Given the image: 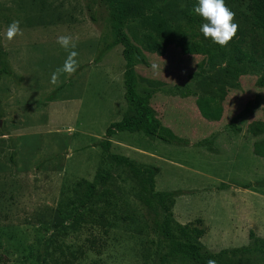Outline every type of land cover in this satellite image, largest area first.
<instances>
[{
	"label": "rangeland",
	"instance_id": "obj_1",
	"mask_svg": "<svg viewBox=\"0 0 264 264\" xmlns=\"http://www.w3.org/2000/svg\"><path fill=\"white\" fill-rule=\"evenodd\" d=\"M153 2L158 4L166 18L174 20L180 16L182 0H153ZM225 3L235 14H248V0H225ZM91 15L94 16V20ZM13 20L20 22L23 35L8 41L5 33L7 26ZM116 27L117 23L110 16L109 9L103 0H0V46L5 51L9 66L17 67L18 52L19 55L34 59L39 72L41 68L45 71L44 76L38 75V72L33 76V79L41 80L40 84L43 83L42 86L37 83L34 89L40 90V87L50 82L52 73L63 65L68 55V52L57 43L58 36L73 37L76 42L74 50L78 52L76 59L79 67L73 75L63 74L60 79L66 76L68 83L72 82L77 75H82L74 88L79 95L83 91L87 95L89 108L85 107L83 112H90V116L87 118L84 113L83 122L92 121L96 124L94 127H98L97 123L102 124L105 120L116 117L119 108H123L124 93H122L120 80L125 65L121 59L122 49L115 48L109 51L98 64L93 63L97 53L112 41ZM140 28L139 20H128L125 25V32L132 43L139 48L140 57L145 60V64L139 63L136 67V76L139 78L137 91L142 95L147 93L153 95L150 104L155 109L158 119L178 137L187 140L189 145L187 147L172 145L177 149L170 150L163 147L164 143H153L155 140L147 139L146 141L141 137L139 140L138 138L131 140H134L141 149L152 153H159L160 149L159 154L174 160L178 167L183 168H172L164 164L160 178L165 183L179 186L178 190L193 192L182 195L184 198L174 203L175 221L182 225H186L188 221L192 226L202 229L204 235L200 240L202 244L205 243L207 247H211V250H216L222 245L243 242L245 235L248 237L249 232L253 231L254 215L264 211V197H262L264 183L254 188L255 193L247 192L248 189L244 190L231 183L262 182L264 159L258 158L256 180L251 181V175L243 176L242 179H248L245 181L233 180L226 175L224 182L221 183V173L213 170L212 165L200 161L199 158L204 160L210 156L215 158L219 155L221 157L227 155L225 157L231 159L233 154L229 150H233L234 157H238L240 153L248 150L253 152V142L264 139V134L254 137L248 133V125L252 121L264 119V88L257 86L258 75L249 73L236 79L227 77L225 79L227 94L223 101L222 118L219 122H209L201 117L195 105V97H187L185 93L190 91L200 93L208 77L213 78L216 83H221V75L212 70L206 57L182 55L175 45L168 46L165 55L161 57L146 52L136 38ZM153 63L159 65V72L152 70ZM200 65L206 74L193 78V74L199 71ZM8 87L9 85L4 82L2 92L6 93ZM57 91L54 90L55 96ZM6 95L4 99L9 98V90ZM60 115V120L65 118V122H80L82 108L76 109V105L65 106L63 114ZM38 116L44 123L46 114L39 113ZM9 117V113L6 115L1 112L0 134L11 132ZM4 128H7V131ZM10 142V139H4V141L0 139V264H110L111 258H116L111 250H116L119 256L127 255L128 245L133 242L128 243L125 240L114 242L105 239L97 241L89 237L90 233L99 232L92 225H88L89 214L84 215L82 224L74 225L73 228L65 231L63 228L69 221L66 224L54 226L37 222V219L44 220L47 217L53 221L62 209H58L59 193L56 192L60 182L52 176L56 170L48 171L49 174L44 176L48 180L44 181V186L48 189L44 196L50 199L49 207H34L32 204L34 195L28 193L29 190H33L34 181L31 179L29 185L19 183L17 164L12 166L9 162ZM89 147L98 146L91 144ZM40 164L41 167L37 169ZM43 165H45L44 161L38 163L35 171L38 172ZM186 165L194 167L203 165L211 176L208 177L209 179L193 178L184 172L188 170ZM25 173H28L27 167H25ZM127 178L124 181H121L122 178L119 180L118 185L121 186V191L113 200L114 211L109 217L127 219V222L119 228L126 229L124 230L126 233L139 232L145 237V255L142 261L145 264H154L157 254L164 252L166 247V242L159 233L163 213L154 200L147 196L149 188L145 175L137 179L131 176ZM221 184H227V188L236 189L234 195L226 198L227 203L236 205L234 204L232 211L234 213L231 212L232 214L225 217L223 223L219 225L218 216L210 207L216 202L215 194L226 189H220ZM163 185L164 183H158L157 187ZM201 185H205L204 188H193ZM191 195H194V198H191ZM105 215L106 211L103 212V217ZM229 229L237 232V235L233 232L229 233ZM58 230L61 233L70 232V236L52 237L53 234L58 233ZM260 232L264 234V229H260ZM71 233L76 235L71 236ZM231 233L232 240H230ZM49 236L52 240H48ZM114 243L116 246L112 248ZM230 259L232 264H264V256L259 255L251 258L232 257ZM238 259H240L239 262H237ZM169 264L189 263L173 259Z\"/></svg>",
	"mask_w": 264,
	"mask_h": 264
},
{
	"label": "crops",
	"instance_id": "obj_2",
	"mask_svg": "<svg viewBox=\"0 0 264 264\" xmlns=\"http://www.w3.org/2000/svg\"><path fill=\"white\" fill-rule=\"evenodd\" d=\"M115 48L122 49V46L117 45L113 49ZM121 59L124 63L122 52ZM17 61L16 68H13L12 66L10 67L15 77L4 75L0 79V108L3 114L7 115V113H9V127L11 129V132L8 133L7 128H4L5 131H7V134H0V139H3V141L4 139H11L14 143L15 164H17V170L19 172V183L21 182V184L29 185L31 179L34 181L33 190L28 191V193L34 195V199L32 200L34 207H49L50 199L46 195L44 196L45 192L48 190L44 186V181H48L44 176L49 174L48 171L53 172V170H56L52 176L57 178L60 182L56 192L59 193L58 209H62L59 214L54 217L53 221L47 217L44 220L37 219V222L41 224L47 223L54 226L55 224H66V222L69 221L66 224V227L63 228L65 231L67 229L70 230L74 225L82 224V218L84 215L89 214L90 218L88 225H92L96 230H99V232L90 233V238L97 241L99 239H105L114 242H120L122 240H125V242L128 243L133 242V244L128 245L127 255L119 256L116 253V250H111L117 259L115 257L111 258L110 264H145L142 261L144 260L145 255V237L139 232L137 234H131L126 233L124 231L126 229L124 228L120 229L119 226L126 223L127 219L122 217H109L114 211L113 208L115 203L113 200L116 198V194L121 191V186L118 185L120 184L119 180L122 178L121 181H124L128 176L136 177L139 176L138 174H135L127 167H120L106 188L95 198L94 202L88 208H80V204L94 179L101 173L112 169L103 149L101 147H89V145L107 140L110 142V151L112 153L126 156L138 164L154 165V167L158 169L154 178L156 191L180 189L179 186L168 184L160 180L164 164H167L172 168H183L178 167V164L174 162V160L167 159L165 156L159 154L160 149L158 151L159 153H152L145 149H141L138 144H135V141H132L131 139L138 138L139 140L141 137L143 140H149L142 132L120 131L112 135L110 138H105V130L108 125L113 121L116 122L121 120L126 112L127 105L124 99V94L122 102L123 108H119L117 116L105 120L102 124L97 123L98 127H94L96 124H93L92 121L83 122L84 113L87 118L90 116V112H83V109L88 107L89 104L87 95L84 94V91L79 95L78 91L74 88L75 85H77V82L80 81L81 74L77 75L72 82L67 83V78L65 76L62 79L59 78L60 82L57 85H52L51 82H48L45 83L43 87H40V90L34 89L37 83H39L40 86H42L43 83L40 84L41 80L33 79V76L36 72H38V75L44 76L45 71H42L44 69L41 68V71L39 72V67L36 65L37 62L34 61V59L19 55L18 52ZM16 78L19 82H17L18 80H14ZM120 81L122 93H124L123 73ZM4 82L9 85L6 93L4 91L5 94L2 92ZM8 90L9 98L4 99L6 98L5 96H7L6 94L8 93ZM54 90H58L56 96L49 99L48 97L54 92ZM72 105H76V109L82 108V120L74 123L65 122V118L60 120V114H63L65 106L70 107ZM39 113L43 115L46 114L44 123L39 120ZM58 119L60 121L57 123L56 120ZM80 140H82V143H80ZM157 142L161 141H153V143ZM163 147L170 150L177 149L176 147L174 148V146L165 143L163 144ZM241 150L243 151V149ZM229 151L233 154L231 159L225 157L227 155L223 157L219 155V157L213 158L210 156L204 160L203 158H199V160L212 165L213 170L221 173V183L224 182V176L226 175L237 181L248 180L242 179V177L249 175H251V181L256 180L257 162L258 158L261 157L256 156L251 150H248L245 153H240L238 157H234L235 152L233 150ZM63 153H67V155H62ZM5 154L7 159V149ZM43 161L45 162V165L36 172L35 166ZM25 167L28 168V173H25ZM185 167H188V170H184V172H187L193 178L209 179L208 177L211 176L203 165L195 167L193 165H186ZM158 183H164V185L157 187ZM204 186L205 185L194 186L193 188H204ZM236 188L239 189L240 187ZM235 190L236 189H233V187H229L221 190L220 193H217L214 196L216 202L210 208L217 214V222L219 225L223 223L225 217L234 213L232 211L235 203H227L226 198L232 194L234 195ZM246 191L255 193L253 190ZM190 197L194 198V195H191ZM262 197L264 196L262 195ZM182 198L184 197L179 196L173 200L170 211V231L176 239L185 242L193 252L198 254H216L221 250L239 248L249 243V238L245 235L243 242L222 245L217 247L216 250H211V247H207L205 243L202 244V241L200 240L201 235H198L197 227H193L188 221L186 222V225H182L174 220L173 205L176 201H179V199ZM72 201L74 203H72ZM191 208H193V206H191ZM101 209H105L106 211V215L102 220L100 217ZM260 213L261 214L256 213L254 218L252 217L255 220L252 230L256 236L264 239V234H261L260 232V229H264V211ZM142 225L144 228L143 219ZM119 231L121 232L118 233ZM230 232L233 231L229 229V233ZM233 234L237 235V232H233ZM233 234L231 233L230 240H232ZM58 235L65 238L67 235L70 236V232L61 233L60 230H58V233L53 234L52 237ZM72 235L76 234L71 233V236ZM48 240H52L51 236L48 237ZM115 244L116 243L112 244L111 247H115Z\"/></svg>",
	"mask_w": 264,
	"mask_h": 264
},
{
	"label": "trees",
	"instance_id": "obj_3",
	"mask_svg": "<svg viewBox=\"0 0 264 264\" xmlns=\"http://www.w3.org/2000/svg\"><path fill=\"white\" fill-rule=\"evenodd\" d=\"M103 1L109 9L110 16L117 23V27L112 41L97 53L93 63L98 64L114 47L122 46V57L125 63L123 72L124 99L127 105L121 120L108 125L105 130V138H110L120 131L142 132L150 140H159L165 144L178 147L189 145L187 140L178 137L158 119L155 109L150 104L153 95L151 93L142 95L137 91L136 67L139 63L145 64V60L140 57L139 48L132 43L125 32V25L128 20L141 22V28L138 30L136 38L146 52L161 57L165 55L168 46L175 45L182 55L206 57L212 70L221 75V83H216L213 78L208 77V81L202 85L200 93L191 91L185 93L187 97H195V105L205 120L209 122L221 120L224 111L223 101L227 94L225 89L227 77L236 79L242 75L253 73L258 75L257 86L264 88V0H248V14H235L234 22L239 26L238 31L235 38L224 48L205 39L200 32L203 21L193 12L197 0H182L183 7L179 11L180 16L174 20L166 18L158 4H154L153 0ZM164 7L167 9L166 6ZM91 17L93 20L95 19L94 16L91 15ZM205 74V70L200 65L199 71L194 73L192 77L198 78ZM4 75L15 77L6 60L5 51L0 46V79ZM53 97H55V92L51 93L48 98L52 99ZM248 133L254 137L264 134V119L252 121L248 125ZM93 146L103 149L112 169L101 173L94 179L80 204V208H88L94 202L120 167H127L139 175L132 177L134 179L145 175L149 188L147 196L154 200L156 206L163 213L159 233L166 242L164 252L157 254L154 264H169L170 260L173 259L186 261L189 264H207L209 259L215 260L216 264H232L230 259L232 257L264 256V239L256 236L253 231L249 232V243L242 247L221 250L216 254L193 252L185 242L176 239L170 231V211L173 200L193 192L184 190L156 191L154 179L158 172L156 167L138 164L126 156L112 153L110 142L107 140L94 143ZM252 149L256 156L264 158V139L253 142ZM9 162L15 166L12 140L10 142ZM40 167L41 164L37 166V169ZM261 183H264V180L253 184H231L243 189L254 190ZM227 187V184H221L220 189ZM104 211L105 209L100 210L101 220ZM197 232L202 238L204 231L197 227ZM239 261L240 259L237 260V262Z\"/></svg>",
	"mask_w": 264,
	"mask_h": 264
},
{
	"label": "clouds",
	"instance_id": "obj_4",
	"mask_svg": "<svg viewBox=\"0 0 264 264\" xmlns=\"http://www.w3.org/2000/svg\"><path fill=\"white\" fill-rule=\"evenodd\" d=\"M193 12L199 16L203 23L200 26V32L205 39L224 48L235 38L238 31V24L235 23V13L226 5L225 0H197ZM23 35L20 28V22L13 20L8 26L5 38L12 41L16 36ZM57 43L68 52L62 66L58 67L51 75V84L57 85L59 78L63 74L71 76L76 73L79 63L76 59L78 52L76 42L71 35H60ZM154 72H159L157 63L151 65ZM207 264H216L215 260L209 259Z\"/></svg>",
	"mask_w": 264,
	"mask_h": 264
},
{
	"label": "water",
	"instance_id": "obj_5",
	"mask_svg": "<svg viewBox=\"0 0 264 264\" xmlns=\"http://www.w3.org/2000/svg\"><path fill=\"white\" fill-rule=\"evenodd\" d=\"M0 125H1V120H0Z\"/></svg>",
	"mask_w": 264,
	"mask_h": 264
}]
</instances>
